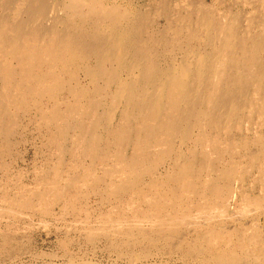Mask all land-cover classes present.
Returning a JSON list of instances; mask_svg holds the SVG:
<instances>
[{"label":"bare ground","instance_id":"obj_1","mask_svg":"<svg viewBox=\"0 0 264 264\" xmlns=\"http://www.w3.org/2000/svg\"><path fill=\"white\" fill-rule=\"evenodd\" d=\"M210 1L0 0L4 9L0 14V151L11 150L17 119L29 113V105L38 109L31 122L46 130L49 149L47 164L36 168L39 174L33 186L24 184L1 194L9 212L32 210L45 222L52 206L63 202L62 212L91 214L80 195L92 183L93 193L99 191L103 181L96 167L101 166L108 180L104 203L131 191V200L135 195L145 200V218L167 216L155 227L129 225V231L107 221L109 228L101 226L98 231L105 230L103 237L113 250L133 254L142 246L140 257L148 258L149 249L159 247L201 264H264V233L241 229L248 222L245 218L254 214L253 202L239 210L225 206L221 210L216 205L233 182L251 176V164H264V140L252 142L253 147L258 145L253 149L239 139L206 138L211 127L232 128L240 119L239 106L249 107L250 120L256 117L264 122V17L252 5L246 24L241 25L229 9L218 13L220 0ZM150 2H156L158 10L152 11ZM258 2L264 7V0ZM159 14L165 20L162 26L156 21ZM46 19H51L49 28L42 25ZM1 60L6 64L2 68ZM194 134L203 148L199 157L195 150L185 147L184 153L182 148ZM68 157L75 169L88 162L82 168L81 184L75 183L80 188L76 193L65 188L72 183L71 174L62 177L65 184L57 178ZM244 157L249 161L240 169ZM170 160L174 166L156 180V191L143 196L134 190L143 173L155 175ZM2 161L0 168L5 167ZM49 169L56 178H44ZM260 182L264 183L262 175ZM195 199L204 203L202 213L216 214L220 209L232 225L225 228L212 216L191 218V209L183 208L182 202ZM260 211L264 217V210ZM87 230L88 240L94 241V233ZM184 230L197 232L199 238L181 237ZM10 240L9 234H2L0 257L7 253ZM12 256L1 263L16 264ZM69 259V264H78Z\"/></svg>","mask_w":264,"mask_h":264},{"label":"rangeland","instance_id":"obj_2","mask_svg":"<svg viewBox=\"0 0 264 264\" xmlns=\"http://www.w3.org/2000/svg\"><path fill=\"white\" fill-rule=\"evenodd\" d=\"M134 1L137 3L138 1H140L142 4L146 2V0ZM208 2L210 3L211 1L207 0V3ZM150 3L151 4L149 5V7L152 8V11L155 12L156 10H158L157 8L159 6L156 2ZM220 3V10L218 11V13L223 12V10L225 9H229L231 14L235 18H238L241 25L246 24V16L252 5L256 6L259 16L261 18L264 17V7L259 4L258 0H220ZM3 10L4 9L0 10V14H2ZM8 10L7 12L9 13ZM49 15H53V13H49ZM156 19L157 24H159L160 26L165 24V20L163 16H160V14L157 15ZM46 20H44L45 22H43L44 24L42 23V25L48 27L49 25H51V19L47 20L49 24L46 22ZM19 57L20 56L17 55L16 60L13 59L14 64L16 63L15 61L19 59ZM5 65V62L1 60V68ZM28 108L30 114L27 113L24 114V116L23 114H20L19 118L17 119V130L11 137V140L13 142V145H11V150L5 152L0 151V159L3 160L2 162H4L5 164L4 168H0V196L4 192L8 191V189L9 191L11 188H16L17 190L24 184L33 186V181L37 179V175L39 174L37 173V169L39 168V166L44 165L45 163L47 164L48 161L46 160V158L49 154V149L45 145L46 136H44L47 134V132H44L46 130H38L37 125L34 122H31L35 118L34 116L38 110L36 106L29 105ZM237 114L240 115V119L234 122L235 124H233L232 128L225 129L224 124L219 127L220 129L211 127L209 130L211 134L207 132L209 133V135H207L206 138L212 139L213 137V139H216L218 141L220 140L221 142H233L239 139L242 140V142L247 141L249 145L252 146L251 148H257L258 145L253 147L252 142L256 141V139L260 137H262V139L264 140V122H260L256 117L250 120L248 118L250 116L249 107L239 106ZM247 122L250 124H248ZM240 124H243L242 127L240 126ZM196 137L198 138V136L194 134L193 138L196 140H194L192 137L187 138V140H185L184 144L182 145V148L184 149V153L188 152L189 150H195L197 154L196 156L199 157L201 154L198 153H201V150L203 148L199 145L200 143L197 142L198 140ZM190 138L195 142L189 140ZM186 142L187 144L190 143V145H186ZM177 144H180V140L177 141ZM197 145L199 146V148ZM185 147H188V151H186L187 149ZM131 148L132 147H130L128 150L127 157L131 156ZM54 161L57 162V159H55ZM248 161L249 160L246 157L240 158V169L245 166ZM86 162L82 164L81 168L77 169L73 167V164L70 162L69 157L62 162L63 168L61 169L60 176H57V178L62 180V177H66L68 174H71L73 176L71 180L72 183H70L71 186L70 184L68 185V183V186H65L66 190L70 191L71 193H76L80 190V188L75 186V183L78 182L81 184V180L83 179L82 168L88 165V162ZM165 165L164 166L166 168H164V166L162 165L159 170H157V173L155 175H151L150 173H143L145 175H143L141 179L142 181L140 180V183L138 182L137 185H134V190L136 188L138 190L137 192L142 193L143 196L144 194L151 195L154 191H156V188L154 187V185L156 184V180L158 181L159 178L166 173L168 168L170 169L172 166H174V162H167ZM251 165H253L251 169V176H244L240 183L233 182L232 186L230 187V192L227 193L223 200L218 201L216 205L220 206L221 210H223L224 206L228 207L227 209L239 210V208L242 209V207H244L243 204L247 205L249 202H253L252 204H249L254 207V214H251V216L248 215L247 218H245V221L247 222L248 220V222L241 229L245 232H247L248 230L251 232L253 229H258L260 231L259 233H264V217H262L263 214H261L260 211L264 210V183L262 184L260 182L261 175L264 177V164L262 162H256ZM114 167L117 166L114 165ZM92 170L94 171V167L92 168ZM96 173H98L100 181H103H101L102 183L100 182L101 184H99L102 186L97 192L98 195L97 193L94 194L92 191L91 187L93 186V183L90 185L91 190L84 189V193L80 195V198H82L81 203L83 202V206L85 207V205H88L87 207H89L90 205L89 209L91 208V214H87L85 210V212H79L78 210L72 211L71 213L62 212L61 208L63 207V202H58L52 206V214L44 217V219L46 220L45 222H41V214L35 211L33 212L32 210L28 211L29 214H22L20 211L15 210L9 212L0 198V243L2 242L3 233L9 234L11 236L9 246L7 248L8 250L6 251L7 253L1 256L0 260L8 261L7 259H9L11 255H13L12 260H14L16 264H69V258H74L78 264H83V261H90L93 262V264H160L161 261H168L169 264H201L194 259H181L179 257L180 255L176 251L170 252L168 249H162L161 251H159V247H152V249L150 248L148 252V258L140 257L142 255V246L136 247L132 252L133 254H131V251L129 252L126 249H118V251H116L110 248L107 240L105 239V237H103L105 230H103V233H101L102 230L98 231L101 226L109 228V225L106 223L107 221L113 222V224L117 225V228H120L121 231H129V225H137L143 229H149L151 228V226L155 227L157 226V223H161L162 220L165 221L167 216L165 215V213L161 215V218L153 216L154 218H151L152 221L148 219L150 217L145 218L147 216H145L144 214V217L143 213L148 211V206L146 205L145 200H142V198L138 199V195H135L134 198H132V201L128 196L131 191L125 194L119 193L111 196V199L106 201L109 203V205L108 203H104V200L106 199H103L102 195L106 191V182L108 180L101 166L96 167ZM43 176L44 178L48 177L49 179L56 178L55 172L52 169H49V172H47V174H44ZM254 176H256V183L254 182ZM63 182L64 180H62V183ZM242 193L246 194V197L244 196V199H247V201L243 199ZM223 202H225V204ZM182 203L183 208L187 207L191 209V218H194V214L199 216H212L211 220H213L214 223L224 224L225 228H227L226 226L229 227L230 225H232L231 221L226 219L227 215L225 211H221L219 209L220 213L217 210L215 211L218 212L216 214L214 213V211L202 213V204L204 203L201 202V199H195V201H183ZM205 206L206 205H204V209L206 208ZM148 213L151 215L152 212ZM254 215L255 219L253 218ZM138 218L141 220H139ZM142 219H144V222L142 221ZM258 219L259 222H257ZM252 222L255 224H252ZM87 229H90V231L94 233L93 236L95 242L88 240L87 235L89 230ZM184 231L186 232V234L184 236L182 235L181 237H185V239L189 238L188 240L193 241L199 238L198 234H196L197 232L194 233L193 231L192 233L187 234V231ZM99 233L101 235H98ZM202 236L203 235H201L200 237ZM206 236H209V234H206ZM156 261H158V263H153ZM0 264H2L1 261Z\"/></svg>","mask_w":264,"mask_h":264}]
</instances>
